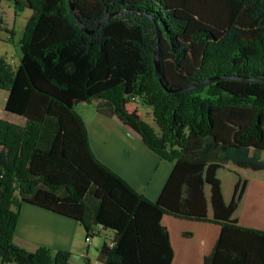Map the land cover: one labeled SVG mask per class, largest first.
<instances>
[{
    "label": "trees",
    "instance_id": "obj_1",
    "mask_svg": "<svg viewBox=\"0 0 264 264\" xmlns=\"http://www.w3.org/2000/svg\"><path fill=\"white\" fill-rule=\"evenodd\" d=\"M12 1L32 12L17 65L0 56V264H74L14 242L23 202L111 231L100 264H172L168 215L220 226L204 264H264V210L241 220L264 181V0ZM79 104L172 163L156 199L94 154Z\"/></svg>",
    "mask_w": 264,
    "mask_h": 264
},
{
    "label": "crops",
    "instance_id": "obj_2",
    "mask_svg": "<svg viewBox=\"0 0 264 264\" xmlns=\"http://www.w3.org/2000/svg\"><path fill=\"white\" fill-rule=\"evenodd\" d=\"M0 10L4 19L0 29V56L15 66L11 59L14 54L18 59L19 39L23 35H18L16 29L15 17L20 11L15 12L14 3L10 0H1ZM26 10L28 13L22 22L23 29L32 12L28 8ZM11 29L14 31L13 36L8 32ZM17 63L18 61L16 65ZM1 91L5 90L0 89ZM4 104L0 105V112ZM78 106L77 109L87 126L94 154L123 175L141 193L156 199L167 181L172 163L151 150L117 116L111 117L98 112L94 104H82V110ZM223 181L225 199H229L234 179L229 177L226 181L223 177ZM248 187L251 190L247 191L244 199L246 214L241 220L247 224H255L263 219L252 218L247 216V213L251 212L255 203L259 205V211L264 210V181L251 178V186ZM166 223L169 225L171 245L174 249L172 264H204V259L211 253L218 238L220 226L170 215L166 216ZM101 233L104 232L99 234ZM86 237V230L77 219L30 202H23L19 207V219L13 240L21 247L34 251L45 245L55 250H67L71 252L72 263L84 264L87 260L97 259L99 249L105 241L103 236L95 242L92 238L87 240Z\"/></svg>",
    "mask_w": 264,
    "mask_h": 264
},
{
    "label": "rangeland",
    "instance_id": "obj_3",
    "mask_svg": "<svg viewBox=\"0 0 264 264\" xmlns=\"http://www.w3.org/2000/svg\"><path fill=\"white\" fill-rule=\"evenodd\" d=\"M10 1H12V0H10ZM10 8H11V5H10ZM20 12L18 13V15L15 17L16 19H17V21H16V29H17V31H18V35L20 34V35H22L23 34V25H22V22L24 21V18H25V16H27V11L28 10H26V9H24V10H19ZM22 11V12H21ZM6 13H7V11H6V9H5V15H6ZM6 17V16H5ZM11 60H13V62H14V64L16 65V61H18V59H17V57H16V54H14L13 55V58L11 59ZM6 91H1L0 92V105L1 104H4L5 103V99H6ZM82 106H78V108H80L81 110L83 109V108H81ZM141 108V110H142V113H143V116H144V120H146L148 123H151V124H154L153 123V120H152V118H153V115H152V113H151V111L150 110H148L147 108H144V107H140ZM223 177H224V175H222ZM107 234V237H109V238H112V232L111 231H108V232H104V233H101V235L100 234H98V235H95V236H93V237H91L92 238V240L95 242V241H99V239H102V236H103V238H105L106 235ZM106 237V238H107ZM107 241H108V239H107Z\"/></svg>",
    "mask_w": 264,
    "mask_h": 264
},
{
    "label": "built area",
    "instance_id": "obj_4",
    "mask_svg": "<svg viewBox=\"0 0 264 264\" xmlns=\"http://www.w3.org/2000/svg\"><path fill=\"white\" fill-rule=\"evenodd\" d=\"M87 240H89L90 238L86 237ZM111 238L108 239V242L111 244ZM84 264H100V262L96 259V260H87L84 262Z\"/></svg>",
    "mask_w": 264,
    "mask_h": 264
},
{
    "label": "water",
    "instance_id": "obj_5",
    "mask_svg": "<svg viewBox=\"0 0 264 264\" xmlns=\"http://www.w3.org/2000/svg\"><path fill=\"white\" fill-rule=\"evenodd\" d=\"M72 3V2H71ZM72 6H73V4H72ZM157 69H158V71L160 72V68H159V65L157 64ZM158 72V74H159V77H160V73ZM169 90V89H168Z\"/></svg>",
    "mask_w": 264,
    "mask_h": 264
}]
</instances>
